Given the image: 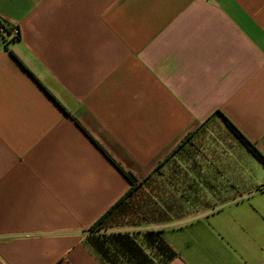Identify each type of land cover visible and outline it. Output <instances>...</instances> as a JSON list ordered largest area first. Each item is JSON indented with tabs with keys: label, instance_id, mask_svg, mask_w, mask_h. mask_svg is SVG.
I'll use <instances>...</instances> for the list:
<instances>
[{
	"label": "crops",
	"instance_id": "obj_1",
	"mask_svg": "<svg viewBox=\"0 0 264 264\" xmlns=\"http://www.w3.org/2000/svg\"><path fill=\"white\" fill-rule=\"evenodd\" d=\"M0 17L20 35L0 45V264H106L88 228L130 182L96 142L141 179L187 134L176 198L227 200L160 225L165 264H264V165L226 124L264 154V0H0Z\"/></svg>",
	"mask_w": 264,
	"mask_h": 264
},
{
	"label": "rangeland",
	"instance_id": "obj_2",
	"mask_svg": "<svg viewBox=\"0 0 264 264\" xmlns=\"http://www.w3.org/2000/svg\"><path fill=\"white\" fill-rule=\"evenodd\" d=\"M171 161L165 162L143 186L118 202L99 222L88 228L90 243L97 247L102 245L100 249L109 251V264H161L164 259L157 244L150 239L160 225H178L226 202L227 199L214 200L206 196L197 201L177 199L175 195L180 178L174 175V181L166 179L177 171L174 167L176 163ZM126 236L139 246L141 256L135 258L119 245L118 239Z\"/></svg>",
	"mask_w": 264,
	"mask_h": 264
},
{
	"label": "trees",
	"instance_id": "obj_3",
	"mask_svg": "<svg viewBox=\"0 0 264 264\" xmlns=\"http://www.w3.org/2000/svg\"><path fill=\"white\" fill-rule=\"evenodd\" d=\"M19 31L18 29L4 20L0 17V45H5L8 41L18 39L19 38ZM226 124L230 131L240 140V142L264 165V154L251 142L242 132L239 128H237L229 119H226ZM188 137V134L185 135L179 144L163 159L161 162L158 163L157 167H155L153 173L166 161H168L174 153L178 152L184 144V141ZM96 142V141H95ZM96 144L99 146V148L113 161V163L117 166V168L125 175V177L129 180L130 186L128 190L111 206L109 209L101 215L93 225H95L97 222H99L103 216H105L118 202L122 201L126 197H128L130 194L134 193L137 189H139L141 186L146 183V181L150 178L152 173L149 175L139 179L136 177L131 171L125 170L118 162H116L109 153L99 144L96 142ZM91 225V226H93ZM155 235L153 237H150V239H153V242L157 244V248L160 250V254L163 257L164 261L161 264H165L169 259H171L174 256V252L171 250V248L164 242L163 238L160 235V230L155 231ZM89 241V239H88ZM90 242V241H89ZM118 243L120 246H122L125 251L131 253L133 257L137 258L138 256L142 255L141 249L137 244H135L132 240H130L127 236L125 238H119ZM91 246L97 251V253L102 257V260L109 264V258L108 252L106 249H100V247H97L94 243H90ZM109 262V263H108Z\"/></svg>",
	"mask_w": 264,
	"mask_h": 264
}]
</instances>
